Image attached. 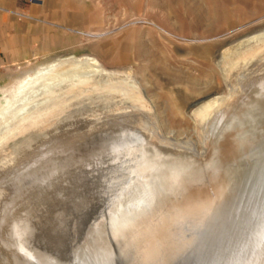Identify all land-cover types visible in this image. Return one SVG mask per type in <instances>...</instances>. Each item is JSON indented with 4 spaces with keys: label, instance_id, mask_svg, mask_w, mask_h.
Wrapping results in <instances>:
<instances>
[{
    "label": "rangeland",
    "instance_id": "rangeland-1",
    "mask_svg": "<svg viewBox=\"0 0 264 264\" xmlns=\"http://www.w3.org/2000/svg\"><path fill=\"white\" fill-rule=\"evenodd\" d=\"M262 30L264 0H0V264H125L111 216L184 203L226 170L218 214L184 223L151 264H255L264 57L216 55ZM214 96L221 105L194 114ZM228 132L241 149L222 160ZM196 170L203 181L178 186Z\"/></svg>",
    "mask_w": 264,
    "mask_h": 264
},
{
    "label": "bare ground",
    "instance_id": "bare-ground-1",
    "mask_svg": "<svg viewBox=\"0 0 264 264\" xmlns=\"http://www.w3.org/2000/svg\"><path fill=\"white\" fill-rule=\"evenodd\" d=\"M258 32V31H257ZM240 51V60H245V59H255L258 57H264V31H259L258 33L254 34V35H250L247 36L241 40L235 41L233 43H231V46L229 48H226L225 50H218L219 52H217L216 57L217 58H221V57H225L228 56L229 54L235 52V51ZM213 58V57H212ZM258 60V59H257ZM81 63H96V59H90L88 57L86 58H81L78 60ZM52 66L48 65L45 67H39L37 69V71L35 72L36 75H40L41 73L46 72V70L50 69ZM135 73H137L135 71ZM32 79V76L26 75L23 79L24 83H23V87L24 88V84L28 83L30 80ZM263 79V78H262ZM259 80V79H258ZM264 80V79H263ZM256 82V80L254 81ZM253 82V83H254ZM264 84V82L262 80H260L259 82H256L255 86L258 84ZM22 84V83H21ZM260 86V85H259ZM264 86V85H263ZM262 87V86H261ZM260 87V89H261ZM259 88V87H258ZM264 89V88H263ZM263 92V91H262ZM217 94V93H216ZM257 94V93H256ZM255 94V95H256ZM139 95V94H138ZM264 93H262V96L259 95L260 97L256 98V100L261 99L263 97ZM142 97V96H141ZM246 98V97H245ZM249 98V97H248ZM247 98V99H248ZM251 98V97H250ZM222 97L221 96H214L213 98L210 99H206V100H200L198 102H196L195 104H197V106L194 108V114L197 115H203L207 112H209L210 109H212L213 107H215L216 105H219L222 101ZM244 99V98H243ZM254 99V98H253ZM252 99V100H253ZM226 100V98H225ZM228 100V99H227ZM202 101V103H201ZM200 102V104H199ZM240 102V101H239ZM250 101H245V105L247 103H249ZM252 102V101H251ZM219 103V104H218ZM242 103V102H241ZM257 103V102H256ZM227 104V103H226ZM221 105V104H220ZM239 107V104H238ZM247 107V105H246ZM229 109V108H227ZM234 109V108H233ZM232 109V111H233ZM236 110H238V108H236ZM248 111V108L246 109ZM245 110V111H246ZM231 111V109H230ZM235 111V109H234ZM244 112V111H242ZM225 113V112H223ZM229 113L230 112H226ZM225 113V114H226ZM236 114L235 112H231V114ZM238 113V111H237ZM240 113V112H239ZM228 115L226 117H228ZM230 116V115H229ZM238 116V115H235ZM234 116V117H235ZM240 116V115H239ZM246 116V115H245ZM224 117V116H223ZM222 117V118H223ZM225 118V117H224ZM232 118V117H231ZM230 118V119H231ZM238 118V117H237ZM218 119V118H217ZM221 119V118H220ZM233 119V118H232ZM227 120V119H226ZM220 122V121H218ZM241 122V121H240ZM230 123H232L230 121ZM237 123V122H236ZM244 124V123H243ZM219 125V124H218ZM227 125V124H226ZM240 125V124H239ZM238 125V126H239ZM222 127V126H221ZM224 129V128H223ZM229 130V128H226ZM222 130V129H221ZM225 130V129H224ZM237 130V129H236ZM216 131V129H215ZM220 131V129L218 130ZM223 131V130H222ZM227 131V130H226ZM243 131V130H242ZM224 132V131H223ZM226 133V132H224ZM233 132L226 134V136H224L222 142L219 141V145H217L218 147H215V150H217V154H219L218 157H220L222 160H227L229 158H232L234 156H237V153L239 152V147L241 149V146L238 147L239 143L237 144V142L241 141V140H236L235 138L234 140L232 139L235 135L232 134ZM221 134V133H220ZM214 135V134H213ZM219 135V134H218ZM223 136V133L222 135ZM221 136H216L215 138L218 140L219 137ZM244 137V136H243ZM215 138H213L214 140H216ZM222 139V138H221ZM219 139V140H221ZM239 139V137H238ZM241 139V138H240ZM212 140V139H211ZM243 140H245L243 138ZM243 143H245L244 141H242ZM212 143H214L212 141ZM242 144V143H240ZM211 146H216V142L215 145H211ZM157 148V147H156ZM153 149V148H152ZM159 149V148H158ZM158 149L154 152V150L151 152L156 153L158 151ZM213 150V148H211ZM163 150V149H162ZM147 151V150H146ZM150 151V150H149ZM148 151V152H149ZM159 152V151H158ZM167 152V151H166ZM165 152V153H166ZM215 152V151H214ZM245 152V151H244ZM152 153V154H153ZM213 153V152H212ZM211 153V154H212ZM216 153V152H215ZM160 154V153H159ZM161 154H163L161 152ZM169 154V153H168ZM239 154V153H238ZM150 155V154H149ZM165 155V154H164ZM163 155V157H164ZM148 156V155H147ZM154 157V155H152ZM162 156V155H161ZM168 156V155H167ZM151 157V156H149ZM148 157V158H149ZM160 157V156H159ZM158 157V158H159ZM169 157V156H168ZM157 158V160H158ZM166 158V156H165ZM215 158V156H214ZM213 158L214 161H216ZM219 158V159H220ZM152 159V157H151ZM160 159V158H159ZM162 159V158H161ZM164 159V158H163ZM168 159V158H167ZM218 159V158H217ZM170 159H168L169 161ZM212 160V157L210 159V161ZM221 160V161H222ZM232 160V159H231ZM245 160V159H244ZM147 161V160H146ZM159 161V160H158ZM164 164L166 163V159L164 160ZM174 161V160H173ZM218 161V160H217ZM220 161V160H219ZM218 161V162H219ZM220 161V162H221ZM150 162V160H149ZM153 162V161H152ZM151 162V163H152ZM162 162L161 164L159 163V168L160 165L163 164V160L160 161ZM176 162V161H175ZM212 162V161H211ZM230 162V161H229ZM146 163V162H145ZM238 163V162H237ZM150 164V163H148ZM158 164V163H157ZM214 164V163H213ZM144 165V164H143ZM193 165V164H192ZM191 165V166H192ZM195 165V164H194ZM193 165V167H194ZM226 165V164H225ZM151 166V165H150ZM200 166V165H199ZM196 166L195 167H199ZM212 166V164H211ZM215 166V165H214ZM149 167V166H148ZM152 167V166H151ZM155 167V166H153ZM192 167V169H193ZM194 167V168H195ZM218 167V166H217ZM215 166L214 170L220 168H217ZM202 167H200L201 169ZM210 168V167H208ZM164 169V168H163ZM191 169V170H192ZM199 169V168H198ZM160 170V169H159ZM165 170V169H164ZM168 170V168L166 169ZM190 170V169H189ZM195 169H193L192 171H194ZM215 170V171H216ZM224 170V169H223ZM155 171H158V169H156ZM173 172V170H170ZM197 171V170H196ZM211 171V170H209ZM215 171H213V173H215ZM219 169H218V173H219ZM228 172V170H226ZM237 171V170H236ZM165 172V171H164ZM169 172V171H168ZM187 172V170H186ZM198 174L196 176H192L191 177H186V179L184 181H182V183H179L178 186H180L181 188H187L189 189L191 187V183H194V181H198L200 179H202L201 181H203L204 178V174L205 171L202 170L197 171ZM196 172V173H197ZM223 172V171H222ZM222 172H220L219 174H221ZM226 172V173H227ZM163 173V172H162ZM167 174V172H165ZM185 173V172H184ZM192 173V172H190ZM194 173V172H193ZM213 173H208V174H213ZM225 173V174H226ZM169 174V173H168ZM167 174V175H168ZM171 174V173H170ZM189 174V173H187ZM224 175H220L222 177H217L213 179H211L210 181H206L203 185L205 186L202 190H200L199 192L194 193L192 196H190L188 198V196H185V198L187 197L188 199L184 202L179 204L178 202H172L169 200H161L158 201L157 203H154V205H152L148 210H141V211H135L132 214H126L124 215V217L122 218V220H120L119 222L115 221L114 219H112L113 216H111L110 219V227L113 234H108V235H114L118 245H119V249H120V254L125 262V264H151L152 263V255H154L157 250L159 248H166L169 241L168 239L171 238V236L177 232V231H182V226L183 224L187 223V222H191V223H196L200 220L205 221L207 218H209L214 211V208L216 210V206L220 207V204L223 203L224 200H222L221 198L224 197H228L227 195H229V189L228 188L230 186L224 184L225 180L223 181L224 177L226 179V176ZM176 175V174H174ZM181 175V174H180ZM183 175V173H182ZM209 175V178H210ZM215 177L218 176L216 174H214ZM228 175V174H226ZM186 176H190L186 175ZM212 176V175H211ZM169 177V176H167ZM176 177V176H175ZM173 177V178H175ZM180 177V176H179ZM172 179V177H169ZM181 178V177H180ZM184 178V177H183ZM167 178H163V180ZM228 179V177H227ZM170 181V179H168ZM173 180V179H172ZM230 180V178H229ZM174 181V180H173ZM177 181V180H176ZM181 181V180H180ZM160 182V181H159ZM162 182V181H161ZM227 182V180H226ZM176 183V182H175ZM228 183V182H227ZM195 184V183H194ZM197 184V183H196ZM220 184V185H219ZM162 185V184H161ZM165 185V184H164ZM202 185V184H201ZM257 185V184H256ZM167 186H169V183H167ZM177 186V185H176ZM198 186V184H197ZM228 186V187H227ZM261 186V185H260ZM161 187V186H160ZM202 186H200L199 188H201ZM197 187V189H199ZM250 188V187H249ZM176 189V188H175ZM174 189V190H175ZM186 189V190H187ZM245 189V188H244ZM259 189V188H258ZM173 190V191H174ZM183 190V189H181ZM193 190V188L191 189ZM195 190V189H194ZM234 190V189H232ZM238 190V189H237ZM252 190V189H251ZM172 191V190H171ZM178 191V190H177ZM180 191V190H179ZM261 191V190H260ZM176 192V191H174ZM187 192V191H186ZM253 192V191H252ZM189 193V192H188ZM192 193V192H191ZM247 193V192H246ZM173 194V193H171ZM185 194V193H184ZM236 194V193H235ZM188 195V194H187ZM176 196V195H175ZM184 196V195H182ZM241 196V194H240ZM159 197V196H158ZM166 198V197H165ZM164 198V199H165ZM169 198V195H168ZM179 200V198H178ZM198 200H200L201 204H194V201H196L198 203ZM184 201V200H183ZM229 201V200H228ZM231 202V201H230ZM144 203V202H143ZM151 203V202H150ZM204 206H206L204 208ZM225 206V205H224ZM231 206V205H230ZM218 207V208H219ZM222 208V207H221ZM218 210V209H217ZM220 211H222L219 208ZM218 214V213H215ZM220 215V213H219ZM214 216V215H213ZM216 217V215H215ZM152 224V225H151ZM109 225V224H108ZM109 230V231H111ZM92 234V233H91ZM109 236V237H110ZM108 239V238H107ZM111 239V238H110ZM114 239V240H115ZM89 240V239H88ZM90 241V240H89ZM112 242V241H111ZM116 244V242H114ZM261 244V243H260ZM95 245V244H94ZM111 245H114L113 243ZM110 245V246H111ZM117 245V246H118ZM107 247H104L108 250L109 254L111 256V251L113 252V250H111V248L109 249V245L107 243L106 245ZM116 246V247H117ZM264 246V245H263ZM115 247V246H113ZM118 248V247H117ZM264 248V247H263ZM114 249V248H112ZM260 249V248H259ZM97 250V249H96ZM111 250V251H109ZM115 251V250H114ZM117 251V250H116ZM94 253V251H93ZM260 256L255 258V264H264V249H262L260 252ZM97 254V253H96ZM113 254V253H112ZM109 257V256H108ZM107 257V258H108ZM104 258V257H103ZM113 259V256H112ZM113 261V260H112ZM111 261V262H112ZM254 264V263H253Z\"/></svg>",
    "mask_w": 264,
    "mask_h": 264
},
{
    "label": "built area",
    "instance_id": "built-area-1",
    "mask_svg": "<svg viewBox=\"0 0 264 264\" xmlns=\"http://www.w3.org/2000/svg\"><path fill=\"white\" fill-rule=\"evenodd\" d=\"M0 66H1V60H0Z\"/></svg>",
    "mask_w": 264,
    "mask_h": 264
}]
</instances>
